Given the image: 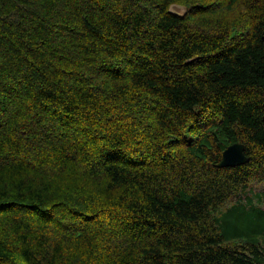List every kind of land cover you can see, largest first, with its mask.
<instances>
[{"label": "trees", "instance_id": "obj_1", "mask_svg": "<svg viewBox=\"0 0 264 264\" xmlns=\"http://www.w3.org/2000/svg\"><path fill=\"white\" fill-rule=\"evenodd\" d=\"M0 264H264V0H0Z\"/></svg>", "mask_w": 264, "mask_h": 264}, {"label": "water", "instance_id": "obj_2", "mask_svg": "<svg viewBox=\"0 0 264 264\" xmlns=\"http://www.w3.org/2000/svg\"><path fill=\"white\" fill-rule=\"evenodd\" d=\"M246 148L242 144H233L229 146L222 154L221 163L218 168L229 169L242 166L250 160L245 154Z\"/></svg>", "mask_w": 264, "mask_h": 264}, {"label": "rangeland", "instance_id": "obj_3", "mask_svg": "<svg viewBox=\"0 0 264 264\" xmlns=\"http://www.w3.org/2000/svg\"><path fill=\"white\" fill-rule=\"evenodd\" d=\"M172 13H175V14H178V15H183L185 13V9H183L182 7L172 8ZM239 222L242 223V224L245 223V222H241V221H239Z\"/></svg>", "mask_w": 264, "mask_h": 264}]
</instances>
